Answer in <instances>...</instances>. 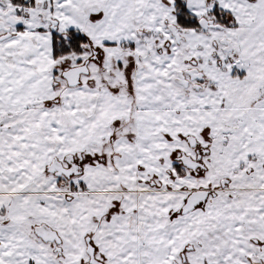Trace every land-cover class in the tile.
<instances>
[{
    "label": "snow or ice",
    "instance_id": "obj_1",
    "mask_svg": "<svg viewBox=\"0 0 264 264\" xmlns=\"http://www.w3.org/2000/svg\"><path fill=\"white\" fill-rule=\"evenodd\" d=\"M0 264H264V0H0Z\"/></svg>",
    "mask_w": 264,
    "mask_h": 264
}]
</instances>
